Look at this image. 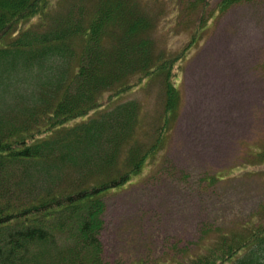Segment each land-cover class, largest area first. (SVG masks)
Masks as SVG:
<instances>
[{"label": "trees", "instance_id": "obj_1", "mask_svg": "<svg viewBox=\"0 0 264 264\" xmlns=\"http://www.w3.org/2000/svg\"><path fill=\"white\" fill-rule=\"evenodd\" d=\"M254 1L186 0L176 10L196 11L195 31L166 57L146 0H0V264H109L106 196L161 150L182 102L177 67L219 15ZM157 76L165 105L149 143L141 104L116 101ZM199 239L155 264H264V223Z\"/></svg>", "mask_w": 264, "mask_h": 264}, {"label": "rangeland", "instance_id": "obj_2", "mask_svg": "<svg viewBox=\"0 0 264 264\" xmlns=\"http://www.w3.org/2000/svg\"><path fill=\"white\" fill-rule=\"evenodd\" d=\"M185 1L146 0L160 14L154 37L166 57L195 31V10L181 17L184 29L175 27ZM212 23L177 67L182 102L161 150L131 184L106 196L101 239L109 264H155L178 247L195 251L205 228L264 223V0L235 5ZM128 100L141 104L140 129L152 142L165 105L161 78L116 102ZM215 175L220 180L209 182Z\"/></svg>", "mask_w": 264, "mask_h": 264}]
</instances>
